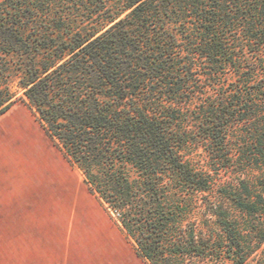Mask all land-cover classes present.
I'll return each mask as SVG.
<instances>
[{
	"label": "trees",
	"instance_id": "16d2710c",
	"mask_svg": "<svg viewBox=\"0 0 264 264\" xmlns=\"http://www.w3.org/2000/svg\"><path fill=\"white\" fill-rule=\"evenodd\" d=\"M13 84L149 264H251L264 0H1L0 116Z\"/></svg>",
	"mask_w": 264,
	"mask_h": 264
},
{
	"label": "crops",
	"instance_id": "0c3cea01",
	"mask_svg": "<svg viewBox=\"0 0 264 264\" xmlns=\"http://www.w3.org/2000/svg\"><path fill=\"white\" fill-rule=\"evenodd\" d=\"M16 160L23 168H13ZM92 216L71 196L67 179L46 168L45 157H7L0 164V264H92L77 257L75 239L84 227L98 238ZM110 249L103 264H111Z\"/></svg>",
	"mask_w": 264,
	"mask_h": 264
},
{
	"label": "rangeland",
	"instance_id": "374dc122",
	"mask_svg": "<svg viewBox=\"0 0 264 264\" xmlns=\"http://www.w3.org/2000/svg\"><path fill=\"white\" fill-rule=\"evenodd\" d=\"M13 90L16 91L15 101L0 116V164L7 161V157H45L46 168L49 164L51 170L59 171L67 179L71 196L83 205L85 214L93 215L100 232L98 238L89 234L85 227L77 233L76 255L79 259L90 258L92 264H103L107 248H111V264H149L137 254L133 243L125 236L120 225L111 218L98 197L89 191L80 170L71 165L54 145L22 96V91L15 84ZM15 162L13 168H23L18 165L17 160ZM38 165L37 161V168ZM88 217L90 215L84 216L85 219ZM249 262L264 264V243L259 245Z\"/></svg>",
	"mask_w": 264,
	"mask_h": 264
}]
</instances>
